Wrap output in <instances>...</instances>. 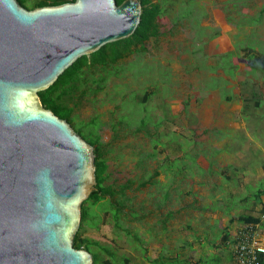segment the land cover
I'll list each match as a JSON object with an SVG mask.
<instances>
[{
  "label": "rangeland",
  "instance_id": "rangeland-1",
  "mask_svg": "<svg viewBox=\"0 0 264 264\" xmlns=\"http://www.w3.org/2000/svg\"><path fill=\"white\" fill-rule=\"evenodd\" d=\"M153 1L156 34L84 68L74 99L115 189L82 235L112 263L233 264L237 217L264 232V0Z\"/></svg>",
  "mask_w": 264,
  "mask_h": 264
},
{
  "label": "water",
  "instance_id": "water-1",
  "mask_svg": "<svg viewBox=\"0 0 264 264\" xmlns=\"http://www.w3.org/2000/svg\"><path fill=\"white\" fill-rule=\"evenodd\" d=\"M140 19L139 0H0V264H93L73 238L95 187L94 147L38 92Z\"/></svg>",
  "mask_w": 264,
  "mask_h": 264
},
{
  "label": "trees",
  "instance_id": "trees-1",
  "mask_svg": "<svg viewBox=\"0 0 264 264\" xmlns=\"http://www.w3.org/2000/svg\"><path fill=\"white\" fill-rule=\"evenodd\" d=\"M21 5L27 8H34L43 5H57L68 1L74 0H17ZM117 3H121L123 0H116ZM141 3V19L136 30L131 36L115 40L101 46L96 51L90 53V55H82L77 58L70 66H68L47 88L42 89L38 92L39 97L46 108L51 109L60 118L66 119L73 129L84 137L81 132L86 126L81 124L75 128V106L77 102L74 101L75 97L80 99L82 95H85L84 85L86 84V77L84 76V68H91L95 65H105L108 61L114 62L127 51L131 50V45L143 42L151 35L156 34V17L160 12L159 4L153 0H139ZM111 49V50H110ZM110 50V51H107ZM86 86V85H85ZM143 102L146 97H142ZM85 138V137H84ZM94 147L95 154V187L90 191L88 197L82 202L81 205V221L78 230L76 231L73 243L76 248H85L92 253L93 264H127V257H124L122 263H112L107 259H102L100 253L107 251L105 246L100 245L96 241L90 240L88 237L83 236V225L85 224L88 217V208L86 203L92 201L98 203L99 201L106 200V198L113 197L115 189L110 184H105L107 177L108 164L104 158L103 151L98 141L97 134L94 138L87 139ZM124 188V185L121 187ZM121 189V190H122ZM121 192V191H120ZM109 203L113 206L110 199ZM111 206V207H112ZM114 207V206H113ZM112 214L114 218H117L119 208H112ZM261 211L264 215V204L261 207ZM237 219L244 224L249 223H260L262 224V215L252 214H240ZM118 226V225H117ZM227 237V232L225 233ZM232 242V240H231ZM98 246V252L93 250ZM233 264H238L233 258L232 250L230 252ZM262 264H264V255H261ZM152 262H158L157 259H152ZM216 264V263H215Z\"/></svg>",
  "mask_w": 264,
  "mask_h": 264
},
{
  "label": "built area",
  "instance_id": "built-area-1",
  "mask_svg": "<svg viewBox=\"0 0 264 264\" xmlns=\"http://www.w3.org/2000/svg\"><path fill=\"white\" fill-rule=\"evenodd\" d=\"M260 227V223H246L234 236L231 250L238 264H262L264 232L260 230Z\"/></svg>",
  "mask_w": 264,
  "mask_h": 264
}]
</instances>
